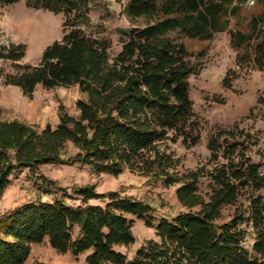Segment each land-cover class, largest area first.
<instances>
[{"label":"trees","instance_id":"16d2710c","mask_svg":"<svg viewBox=\"0 0 264 264\" xmlns=\"http://www.w3.org/2000/svg\"><path fill=\"white\" fill-rule=\"evenodd\" d=\"M18 1L0 0V7ZM23 1L62 14V36L35 65L19 62L23 44L0 46V59L13 67L1 74L2 83L27 96L37 85H76L83 97L75 101L76 115L58 106L54 127L0 119V197L11 175L23 169L79 163L96 174L116 176L127 168L163 186L176 185L183 210L156 219L150 204L122 189L97 192L86 184L67 193L38 174V192L53 199L25 202L0 217V264H23L32 245L44 240L58 253L87 252L86 264H264V171L253 159L255 133L240 122L213 128L206 161L182 172L166 144L194 146L200 139L189 96L197 67L177 36L210 39L225 31L234 64L264 71V0H255L259 9L245 29L229 25L249 0H126L124 13L140 23L121 30L115 52L110 40L88 31L92 0ZM222 84L229 87L227 77ZM68 145L74 154L67 155ZM202 178L208 180L203 193ZM227 206L234 209L223 218ZM134 219L153 228L155 238L128 258L119 248L134 243ZM246 234L252 238L249 249Z\"/></svg>","mask_w":264,"mask_h":264},{"label":"rangeland","instance_id":"374dc122","mask_svg":"<svg viewBox=\"0 0 264 264\" xmlns=\"http://www.w3.org/2000/svg\"><path fill=\"white\" fill-rule=\"evenodd\" d=\"M126 0H92L89 4L91 22L88 31L110 40L111 50L119 49L121 30L140 23L130 21L124 13ZM259 9L255 0L242 5L240 14L230 19L231 28H246L251 14ZM175 36L176 33H171ZM62 36V14L45 9H35L20 0L0 7V46L23 44L24 56L19 61L24 64L38 63L42 51ZM193 55L197 71L189 77V96L193 103V114L199 126V142L186 146L180 140L167 142V151L179 162V172L194 169L204 163L208 157L206 140L215 127H227L234 122L251 129L258 137L257 145L252 148L253 159L262 163L264 171V71L238 67L234 64V52L230 48L228 34L223 31L210 39L179 37ZM13 71L12 63L0 59V119H18L37 129L45 124L54 127L58 123V106L76 115L75 101L83 97L76 85L43 88L37 85L30 96L24 95L19 88L2 83L1 74ZM227 77L229 87L222 82ZM68 145L67 155L75 153ZM42 174L53 180L56 186L67 193L80 185H94L97 192L121 190L122 194L141 199L154 208L153 216L171 217L183 208L178 204L174 190L176 185L163 186L149 177L125 168L120 174H96L88 166L79 163L40 165L33 173L23 169L11 175L9 184L0 197V217L13 208L29 201L40 199L51 201L52 195L41 194L36 185V175ZM199 191L208 189V180L198 182ZM264 194V188L260 190ZM57 190V194H62ZM69 204L77 201L64 197ZM95 202V201H93ZM234 206L222 208L223 218H227ZM132 231L135 241L128 247H120L131 258L134 251L147 239L155 238L154 229L147 227L143 220L134 219ZM250 234L245 235L244 246L249 249ZM87 252L77 256L70 253H58L44 240L32 245L30 254L23 264H86Z\"/></svg>","mask_w":264,"mask_h":264},{"label":"crops","instance_id":"0c3cea01","mask_svg":"<svg viewBox=\"0 0 264 264\" xmlns=\"http://www.w3.org/2000/svg\"><path fill=\"white\" fill-rule=\"evenodd\" d=\"M15 87V86H14ZM17 87V86H16ZM18 88V87H17Z\"/></svg>","mask_w":264,"mask_h":264}]
</instances>
